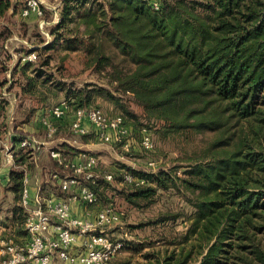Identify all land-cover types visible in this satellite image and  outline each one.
<instances>
[{"label": "trees", "instance_id": "obj_1", "mask_svg": "<svg viewBox=\"0 0 264 264\" xmlns=\"http://www.w3.org/2000/svg\"><path fill=\"white\" fill-rule=\"evenodd\" d=\"M87 1L61 0V10L46 19L49 38L26 40L30 49L22 43L19 52L33 50V60H21L20 54L11 67L0 60V73L12 74L0 83L15 82L17 72L19 94L37 104L30 111L41 106L47 92L64 91L71 109L98 107L101 96L123 111L105 113L120 115L132 133L143 117L157 125L159 138L192 142L190 150L182 149L186 164L155 172L127 170L142 184L121 175L129 190L119 192L133 206L155 202L159 190H172L187 206L153 221L181 219L183 230L167 241L162 254L146 251L145 263L138 264H264V0H158V8L150 0ZM11 4L0 0V18L19 13L17 7L9 12ZM9 34L0 32V42ZM52 50L65 52L55 71ZM77 51L81 71L102 83L84 80L73 87L56 79L67 54ZM3 105L0 101V140L14 143L25 134L10 133ZM60 131L66 129L59 127L53 138ZM72 136L82 142L91 137ZM59 145L68 157L83 151L67 141ZM33 152L15 148L14 165L30 164ZM22 180L21 169L10 170L16 202L3 228L14 241L26 235V212L18 200ZM104 181L100 175L90 183L97 197ZM113 258L111 264H130L129 258Z\"/></svg>", "mask_w": 264, "mask_h": 264}, {"label": "rangeland", "instance_id": "obj_2", "mask_svg": "<svg viewBox=\"0 0 264 264\" xmlns=\"http://www.w3.org/2000/svg\"><path fill=\"white\" fill-rule=\"evenodd\" d=\"M24 1L25 0H11L12 5H19L20 7ZM95 1L97 0H88L87 4ZM42 7L45 9V13H43L42 18L46 20L51 18V16L53 18L55 17L58 9L61 10L62 3L61 0H44ZM50 10H53L54 13L52 14ZM39 20L40 19L35 15L22 17L18 12L15 14L7 13L5 17L0 18V32L10 33L5 41L2 39L0 42L3 43L4 41L5 49L3 50V48L0 47V60H4L5 64L11 67L16 62L17 57L20 56L21 53H25V51L19 52L24 41L26 42V40H29L32 43H39L41 41V36L43 35L39 34ZM49 28L50 27L47 25L46 29L48 30ZM43 37L46 39L45 36ZM55 50H52L54 53L50 64L53 66L52 70L54 71V65L58 63L57 61H59V57L65 54L64 51L56 52ZM80 52L81 51L69 52L67 54L68 57L65 59L63 64L64 69L60 71V74L56 73L58 77L56 79L64 81V84H66L65 86L70 85L73 87L80 86L84 80L87 82L102 83L96 75L90 74L89 71H81L82 55ZM5 76L6 73H0V80L5 79ZM14 79L15 82L13 81L10 84L5 83L2 85V82L0 83V101H2L6 106L5 110L9 119V131L11 134L23 132L28 135L36 134L41 136L44 133L38 126L37 122V117L40 113L39 109L57 103L59 100L64 98V91L58 90L55 93L47 92L46 100L41 103V106L39 105L35 111H30V107L32 106L33 108V105L37 104H35L33 100H29L19 94L18 81L22 80V77L19 76L17 72L14 75ZM95 102V105H97L104 112L111 114H123V111L117 106V104L113 103L109 99L97 96ZM130 109L135 114L140 116L142 115V110L137 105L130 104ZM28 113L29 115L26 116ZM25 116L27 119L26 121L22 120ZM126 118L128 120L131 119L128 115ZM69 120L70 117L63 119L61 126L63 125L62 128L66 129L63 134H65V137L70 140L74 138L69 129ZM140 121L141 124L138 127L139 129L136 132H131V137L128 141L125 140L118 145L110 144L107 148L103 146L109 143L97 140L98 143H103L104 145H93V147L89 148L90 150H87L90 151L97 159L94 171H96L99 175L106 172L112 174V178L110 180L99 184L97 189L99 196L97 204L87 206V208L89 211L94 212L101 207L111 205L120 213L121 218L119 223L108 226L105 231L113 241L120 240L124 243L113 260L129 258L130 264L145 263L142 253L146 251H153L158 254H162L164 252V247L168 245L167 241L175 237L177 233L183 230V222H181V219H178L176 222L167 220L164 222L154 223L153 221L160 215L178 211L180 208H187V206L180 196L172 190L157 191L155 202H152L148 206H133L124 198L123 194L119 192L121 190H129V186H127L126 182L124 183V181L121 180L122 173L124 176V174L130 169L140 172H155L158 169H169L174 165L186 164L187 161L182 156V149H186L188 151L193 145L192 142L183 143L169 137L161 139L155 132L157 125L154 126L153 123L146 122L143 117H140ZM143 127L147 129L152 138L154 148L151 151H146L140 146L141 128ZM22 129L27 130L23 131ZM31 130L38 131L35 133L30 132ZM90 136V140L94 141L92 133ZM55 138L56 137L52 139H45L52 141ZM76 139L78 140L79 138L76 137ZM189 139L190 141H195V138L193 137ZM3 140L9 141V138L7 137ZM52 145H54L55 149H58L56 147L60 146L56 141H54ZM46 149L39 148L38 151H34L31 159L32 162L25 166L27 173L29 174V179L30 177L34 179L33 185L31 184V186L34 188L35 192L37 191L42 195H48L51 191H53V193H56L59 196H67L68 194H64L59 190L58 183L52 175L56 173L58 176L64 177L65 175L70 174L72 170L69 167H64L62 165V167H60ZM63 155L66 160H73L75 154L70 157L65 154ZM149 162H152V164ZM176 173L178 175H182L179 168ZM46 177H48L47 179L52 180V184L49 185V187L45 186L48 185L45 182L42 184L40 183V181ZM3 178V175H0V239L8 237V230H5L4 232V228L2 226L3 222H5V218L10 215L12 205L16 202L15 195L9 188V183H3ZM18 200L20 203V199ZM141 202L143 203V201ZM24 239L25 233H23L17 240L24 241Z\"/></svg>", "mask_w": 264, "mask_h": 264}, {"label": "built area", "instance_id": "obj_3", "mask_svg": "<svg viewBox=\"0 0 264 264\" xmlns=\"http://www.w3.org/2000/svg\"><path fill=\"white\" fill-rule=\"evenodd\" d=\"M43 2L44 0H25L19 13L22 17H38L39 31L48 39L46 27L50 22L42 18ZM150 3L153 8L159 7L158 0H150ZM26 44L29 49L32 47L27 42ZM34 58L33 50L21 53V60ZM10 75V71H7L6 77ZM68 117L70 131L74 135L92 133L94 139L109 144L128 141L131 137V129L120 115H107L99 107L71 109L65 99L41 109L37 122L44 137L52 139L62 120ZM139 143L146 151L154 148L150 133L145 127L141 128ZM43 144L44 141L33 136H20L14 143L0 140V162L12 163L15 148L35 151ZM49 153L59 165L72 170L64 177L53 174L60 191L68 195H42L37 191L32 193L29 176L23 172L20 204L26 212V235L24 241L19 242L10 237L0 239V264H56L57 260L67 264H111L123 242L113 241L105 229L119 223L120 213L113 206L106 205L94 212L86 211L82 217L72 214L71 201H78L86 206L98 202V197L90 186L100 176L94 171L96 157L91 152L81 151L77 159L66 160L58 149L51 148ZM102 177L110 180L112 174L106 172ZM124 180L135 184L143 183L142 179L129 172L124 174Z\"/></svg>", "mask_w": 264, "mask_h": 264}, {"label": "crops", "instance_id": "obj_4", "mask_svg": "<svg viewBox=\"0 0 264 264\" xmlns=\"http://www.w3.org/2000/svg\"><path fill=\"white\" fill-rule=\"evenodd\" d=\"M17 7V9L19 10V8H20V6L19 5H12L11 4V7H10V9H9V12H11L12 10H13V8H15V7ZM62 124V123H61ZM61 124H60V128H62V126H61ZM40 127V126H39ZM29 128V127H28ZM29 129H31V128H29ZM23 131H25V130H27V129H22ZM29 131V130H28ZM37 131L38 130H31L30 132H35V133H37ZM43 132V131H42ZM25 134V133H24ZM43 134V133H42ZM25 136H38V135H34V134H31V135H28V134H25ZM36 138H38V139H40V140H42V141H44V144L41 146V148H44V149H46L47 151H49L51 148H55L54 147V145H52V143L54 142V141H56L58 144L60 143V142H63V141H67L68 143H70V144H72V145H74L75 144V146L76 147H78V148H82L83 149V151H87V150H90L89 148H91V147H93V145H104L103 143H98L97 142V140L96 139H94L93 137V140L94 141H92V140H89V141H87V142H82V141H78L77 139H67L66 137H65V135H63L62 133H61V131L59 132V134H58V136L54 139V140H46L45 139V137H44V134L43 135H41V136H38V137H36ZM109 145L110 144H105V146H103V147H109ZM112 146V145H111ZM113 147V146H112ZM57 148V147H56ZM88 152H90V151H88ZM77 155H78V153H76L75 155H74V157H73V160H75V159H77ZM32 159V158H31ZM32 162V161H31ZM26 165L24 164V165H20V166H15L14 165V162H12V163H1L0 162V175H3V179H2V182L3 183H9V172H10V170H12V169H21L24 173L26 172L27 173V170H26V167H25ZM62 167V166H61ZM28 174V173H27ZM45 175H47V174H45ZM28 176H29V174H28ZM53 176V175H52ZM48 177H46L45 179H42L41 181H40V183L42 184V183H46V184H48V185H45V186H48L49 187V185H51L52 184V180L50 179H47ZM54 178V177H53ZM33 180L34 179H32L31 177H30V179H29V185H30V187H31V191H32V193H34L35 192V190H34V188L31 186V184L33 185ZM56 180V179H55ZM35 183H37L36 181H34ZM49 182V183H48ZM56 182L58 183V181L56 180ZM39 183V184H40ZM59 190H60V188H59ZM49 194H54V195H56V196H59V195H57L56 193H53V191H51ZM62 196H64V195H62ZM71 205H72V214L73 215H75V216H80V217H82V216H84L85 215V213H86V211H89L88 210V208H87V206L86 205H84V204H82V203H80V202H78V201H71ZM3 227V226H2ZM57 260V259H56ZM56 264H67V263H61L60 261H56Z\"/></svg>", "mask_w": 264, "mask_h": 264}]
</instances>
